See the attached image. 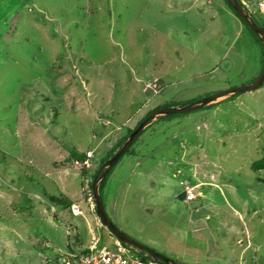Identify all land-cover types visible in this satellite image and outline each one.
Masks as SVG:
<instances>
[{"label":"rangeland","instance_id":"obj_1","mask_svg":"<svg viewBox=\"0 0 264 264\" xmlns=\"http://www.w3.org/2000/svg\"><path fill=\"white\" fill-rule=\"evenodd\" d=\"M240 2L264 25V0ZM261 59L223 0H0V264H62L93 235L115 239L88 189L104 154L157 107L253 83ZM212 104L152 121L112 167L103 207L179 264H264V171L251 169L264 82Z\"/></svg>","mask_w":264,"mask_h":264},{"label":"water","instance_id":"obj_2","mask_svg":"<svg viewBox=\"0 0 264 264\" xmlns=\"http://www.w3.org/2000/svg\"><path fill=\"white\" fill-rule=\"evenodd\" d=\"M226 2L231 6L235 14L240 18V20L247 25V27L251 30V32L258 39L260 45L264 48V31L258 27L251 18V15L243 10L239 4L238 0H226ZM264 82V65L263 68L257 77V79L243 87L230 89L227 91H223L207 98H203L201 100L189 103L182 107H163L152 111L146 118H144L134 129L133 131L126 137V139L121 144L120 148L108 158L99 168L96 175L92 179L90 190H91V200L94 205V211L98 222L102 227H104L116 240L120 243L132 248L133 250L139 252L142 256L153 260L159 264H179L169 258H166L153 250L145 247L144 245L136 242L135 240L128 237L126 234L117 229L112 222L109 220L102 203V199L100 197L99 187L109 172V170L117 163V161L122 157V155L128 150V148L133 144V142L138 138L141 132L156 118L166 117L173 114H183L191 111L202 109L212 103L225 100L231 98L241 92L252 91L259 88Z\"/></svg>","mask_w":264,"mask_h":264},{"label":"built area","instance_id":"obj_3","mask_svg":"<svg viewBox=\"0 0 264 264\" xmlns=\"http://www.w3.org/2000/svg\"><path fill=\"white\" fill-rule=\"evenodd\" d=\"M90 153L82 162L75 161L81 167L89 166ZM195 195L190 190L185 191V200L192 202ZM74 216L81 215L77 206L71 207ZM85 253L69 252L61 256L62 264H159L151 259H143L132 248L113 239L109 242L103 241L100 236L93 235L90 244L85 248Z\"/></svg>","mask_w":264,"mask_h":264},{"label":"trees","instance_id":"obj_4","mask_svg":"<svg viewBox=\"0 0 264 264\" xmlns=\"http://www.w3.org/2000/svg\"><path fill=\"white\" fill-rule=\"evenodd\" d=\"M223 2L225 3V5L227 6V8L231 11V13L236 17L238 18V20L242 23V25L247 29V31L252 35V37L254 38V40L257 42V44L260 46L261 48V52H262V59H261V69L264 65V48L260 45L258 39L255 37V35L251 32V30L247 27V25H245L241 20L240 18L235 14V12L233 11V9L231 8V6L226 2V0H223ZM238 4L239 6L243 9V10H246V8L244 7V5L240 2V0H238ZM251 18L252 20L254 21V23L260 27L263 31H264V25H262L256 18H254L253 15H251ZM213 104H210L204 108H210V107H213L212 106ZM160 107H157L156 109H158ZM154 109V110H156ZM153 110V111H154ZM149 114V113H148ZM148 114L144 117L146 118L148 116ZM173 116V115H172ZM143 118V119H144ZM160 118H164V117H160ZM159 118V119H160ZM142 119V120H143ZM140 120L139 123L142 121ZM138 123V124H139ZM137 124V125H138ZM136 125V126H137ZM135 126V127H136ZM132 132V129L130 130H127L126 131V135L119 141H117L105 154L104 156L101 158L98 166H97V169L94 171V173L92 174L91 176V179L88 183V189L90 191V194H91V190H90V186H91V182H92V179L94 178V176L96 175L97 171L99 170V168L101 167V165L108 159L110 158L111 156H113V154L120 148L121 144L123 143V141L126 139V137ZM129 149V148H128ZM66 152H68V159L67 160H71V161H78V162H82L86 156L82 153H79L77 152L74 148H65ZM128 151V150H127ZM126 151V152H127ZM125 152V153H126ZM124 153V154H125ZM123 154V155H124ZM122 155V156H123ZM112 169V168H111ZM111 169L109 170V172L106 174V176L104 177V179L102 180L101 184H100V187H99V192H100V197L102 199V191H103V188L105 186V182H106V179L111 171ZM251 169L254 173L256 172H260V171H264V148L262 150V157L260 159H258L257 161L253 162L252 163V166H251ZM59 205V204H58ZM61 205H59L60 207ZM70 206L71 204L69 202L66 203V205H64V207L66 209H70ZM85 248H82V249H77L76 248H70V252H79V253H85ZM135 251V250H134ZM139 256H141L143 259H147L146 257L142 256L139 252L135 251Z\"/></svg>","mask_w":264,"mask_h":264},{"label":"crops","instance_id":"obj_5","mask_svg":"<svg viewBox=\"0 0 264 264\" xmlns=\"http://www.w3.org/2000/svg\"><path fill=\"white\" fill-rule=\"evenodd\" d=\"M188 2L190 5H197L199 3V0H188Z\"/></svg>","mask_w":264,"mask_h":264}]
</instances>
